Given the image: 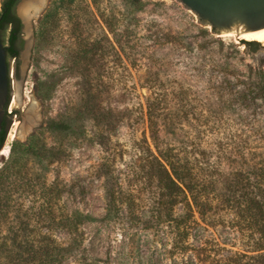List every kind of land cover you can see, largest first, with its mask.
I'll return each instance as SVG.
<instances>
[{"label": "rangeland", "instance_id": "rangeland-1", "mask_svg": "<svg viewBox=\"0 0 264 264\" xmlns=\"http://www.w3.org/2000/svg\"><path fill=\"white\" fill-rule=\"evenodd\" d=\"M41 4L10 61L0 264H127L131 235L157 240L144 225L105 220L115 193L154 210L147 100H156L161 150L188 164L214 204L241 177L264 175L262 43L247 51L244 39L216 35L176 0ZM219 210L218 238L248 250L259 235Z\"/></svg>", "mask_w": 264, "mask_h": 264}, {"label": "trees", "instance_id": "trees-1", "mask_svg": "<svg viewBox=\"0 0 264 264\" xmlns=\"http://www.w3.org/2000/svg\"><path fill=\"white\" fill-rule=\"evenodd\" d=\"M129 1L134 4L139 0ZM0 19V33L7 58L17 59L15 26L5 40V29L10 21L6 7L0 11ZM240 44L250 52L260 48L255 41L241 40ZM155 101L147 100V128L154 152L150 151L149 158H145L146 175L154 182L156 189L154 210L149 212L142 209L138 203L140 198L132 192L121 196L115 193L108 197L105 214L107 221H124L125 225L135 228L142 225L146 229L149 227L157 239L149 245L146 238L139 241L134 238L137 234L131 235L128 238L127 264H251L249 260H261L259 264H264V175L260 176L256 171L249 177H241L236 182L238 190L220 195L221 206L214 204V199L205 194L204 185L192 174L188 164L177 160L170 152L162 151L158 145ZM6 115L9 114L6 112ZM49 127L60 131L65 124L51 122ZM5 137L6 130L0 132V150ZM219 207L233 210L236 217L244 218L259 235L247 247L248 250L234 251L233 245L228 249L227 244L218 238L215 230L219 226L218 214L222 211ZM75 220V217L71 218L67 226L70 234L76 232ZM249 253L256 256L250 257L247 255Z\"/></svg>", "mask_w": 264, "mask_h": 264}, {"label": "water", "instance_id": "water-1", "mask_svg": "<svg viewBox=\"0 0 264 264\" xmlns=\"http://www.w3.org/2000/svg\"><path fill=\"white\" fill-rule=\"evenodd\" d=\"M176 1L218 36L232 35L239 40L243 34L264 29V0ZM22 61L27 63L26 55L22 56ZM9 73L10 60L7 58L0 35V131L6 112L9 114L7 106L10 93Z\"/></svg>", "mask_w": 264, "mask_h": 264}, {"label": "flooded vegetation", "instance_id": "flooded-vegetation-1", "mask_svg": "<svg viewBox=\"0 0 264 264\" xmlns=\"http://www.w3.org/2000/svg\"><path fill=\"white\" fill-rule=\"evenodd\" d=\"M23 0H1L0 11H3L4 7H6V11L8 12V18L10 19L6 29H5V40L12 34L14 26L16 27V40L14 42V47L18 51L17 59L8 58L10 61L17 62L20 56V50L22 45L26 40H24L25 30L28 29V20L32 17L31 12H37L39 10V6H42L41 0H26L22 4H20ZM20 4V5H19ZM31 11V12H30ZM1 21V19H0ZM12 21V22H11ZM1 35V33H0ZM2 40V35H1ZM7 55V54H6ZM16 114V112H15ZM11 114L5 115L3 126L1 129V133L6 130L8 131V127L10 124Z\"/></svg>", "mask_w": 264, "mask_h": 264}, {"label": "bare ground", "instance_id": "bare-ground-1", "mask_svg": "<svg viewBox=\"0 0 264 264\" xmlns=\"http://www.w3.org/2000/svg\"><path fill=\"white\" fill-rule=\"evenodd\" d=\"M226 36H232V35H226ZM240 39H244L247 41H255L258 43H262L264 45V29L253 33L243 34L240 37Z\"/></svg>", "mask_w": 264, "mask_h": 264}]
</instances>
